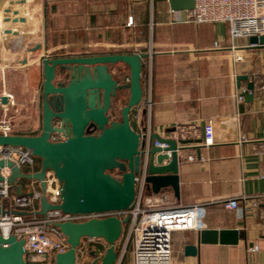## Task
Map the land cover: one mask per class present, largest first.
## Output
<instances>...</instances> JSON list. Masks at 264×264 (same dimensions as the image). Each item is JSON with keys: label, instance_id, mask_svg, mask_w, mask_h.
<instances>
[{"label": "crops", "instance_id": "0c3cea01", "mask_svg": "<svg viewBox=\"0 0 264 264\" xmlns=\"http://www.w3.org/2000/svg\"><path fill=\"white\" fill-rule=\"evenodd\" d=\"M188 11L172 10L168 0H0V95L13 100L0 116L11 117L14 133H39L44 55L148 52L141 77L147 128L175 138L177 126L200 131L213 120L215 135L212 145L193 142L182 153L180 198L165 192L152 195L154 203L202 204L204 228L245 232L237 244H200L191 256L184 248L196 243L198 230L173 231L172 264H264V155L256 148L264 140L263 83L256 81L251 99L235 100L239 74L264 73V51L251 37L231 39L225 22L189 21ZM231 46L243 56L240 62H233ZM190 154L195 159L187 160ZM229 198L237 199V209L224 206ZM253 198L258 207L248 210ZM121 245L116 243L117 252ZM253 246L258 249L249 251ZM106 247L91 243L81 263L91 264ZM118 264H133L131 244Z\"/></svg>", "mask_w": 264, "mask_h": 264}, {"label": "water", "instance_id": "95a60500", "mask_svg": "<svg viewBox=\"0 0 264 264\" xmlns=\"http://www.w3.org/2000/svg\"><path fill=\"white\" fill-rule=\"evenodd\" d=\"M168 2L172 10H190L194 6V0ZM10 20L9 16L5 18V21ZM18 20L23 21L22 18L13 19ZM250 40L264 51V35L253 36ZM148 56V52L43 56L39 133L0 134V147H23L39 160L38 170L24 172L13 161L0 159V168L10 169L8 181L17 194L23 193L21 185L16 183L21 178L38 181L42 193L38 209L32 212L13 210L14 213L43 216L50 210L91 213L129 209L136 195L135 177L144 162L148 194L172 192L176 199L180 198L182 153L193 147L191 143L200 140L161 136L147 128L143 120L147 108L142 107L141 77L142 61ZM116 63L128 68L124 85L119 86L108 71V64ZM236 80L237 86L242 80L247 81L249 92L245 99H251L256 81L264 85V73L252 77L239 74ZM117 89L125 90V104L121 108V119L110 120L108 111ZM7 105H10L8 95H0V108ZM91 126L98 132L88 133ZM54 134L61 135V139H54ZM49 171L59 187V202L55 204L46 197L45 179ZM114 171L119 175H113ZM128 220L126 215L122 219L108 216L83 222H55L69 247L56 253L50 264H74L77 248L87 237L100 239L107 245L101 255L89 252L90 256L97 255L91 264H116V243ZM240 238H245V232L238 228H203L197 231L196 243L186 245L184 253L194 256L200 244L234 245ZM24 241L13 234L6 238L0 235V264H31L24 259Z\"/></svg>", "mask_w": 264, "mask_h": 264}, {"label": "built area", "instance_id": "2783aa9c", "mask_svg": "<svg viewBox=\"0 0 264 264\" xmlns=\"http://www.w3.org/2000/svg\"><path fill=\"white\" fill-rule=\"evenodd\" d=\"M188 20L194 23L225 22L229 26L231 39L240 37H259L264 35V0H194V6L188 11ZM129 18L128 24H131ZM4 18L0 15V30L4 27ZM235 46L233 62H240L243 56L237 53ZM255 76V75H252ZM252 79V78H251ZM264 92V85H262ZM245 85H239L235 94L237 103L243 101L247 92ZM10 104L13 100L10 95ZM238 115H235V122ZM11 117L0 116V134H13ZM175 138L196 137L199 135V144L210 146L215 142L214 123L208 120L201 127L177 126ZM54 139H57L54 137ZM245 139L243 136L239 141ZM257 151L264 155V140L257 143ZM0 159L13 161L22 168L23 165L33 167L36 171L35 157L23 147H0ZM187 160L195 159V155H188ZM2 180H0V235L8 237L13 234L16 238H24V259L31 264H50L58 252H64L69 247L65 236L61 233L55 222H83L92 218H105L117 216L122 219L128 215L126 229L122 231L121 249L118 251L117 264L120 263L129 244L132 245L133 264H172L171 236L173 231L195 229L205 227L202 218L205 207L202 204L183 205L180 203L162 202L154 203L152 195L146 190V164L141 166L135 177L136 195L133 206L126 210L101 211L91 213H67L61 210H50L45 215L38 216L20 215L13 210L28 212L38 209L39 199L42 195L38 181L31 180L30 191L17 194L13 185L8 181L10 169L7 166L0 168ZM46 184L51 186L50 192L46 189L47 200L51 204L59 202V187L53 174L46 173ZM19 181L17 179L16 183ZM38 184V188L35 187ZM228 209H237L238 202L235 198H229L224 202ZM258 207V200L253 198L247 206L248 210ZM102 241L96 238H84L77 248V257L74 264H82L81 258L88 251L91 243ZM105 243V242H104ZM106 244V243H105ZM257 246L249 247V251L257 250ZM101 255V254H100Z\"/></svg>", "mask_w": 264, "mask_h": 264}, {"label": "flooded vegetation", "instance_id": "af4514ba", "mask_svg": "<svg viewBox=\"0 0 264 264\" xmlns=\"http://www.w3.org/2000/svg\"><path fill=\"white\" fill-rule=\"evenodd\" d=\"M84 55L86 54H78ZM108 71L112 73L113 78L117 81L118 85H124L127 80L128 68L124 64L116 63V64H108ZM125 90L117 89L116 95L111 98V107L108 111V116L110 120H120L121 119V108L125 104ZM113 113V114H112ZM88 133L95 134L98 132L93 126L89 127L87 130ZM57 139H61V135H53ZM117 172V171H116ZM118 173V172H117Z\"/></svg>", "mask_w": 264, "mask_h": 264}, {"label": "rangeland", "instance_id": "374dc122", "mask_svg": "<svg viewBox=\"0 0 264 264\" xmlns=\"http://www.w3.org/2000/svg\"><path fill=\"white\" fill-rule=\"evenodd\" d=\"M113 114V113H112ZM10 117V116H9ZM12 120V119H11ZM35 162H36V158H35ZM36 165V164H35ZM22 170L23 171H25V170H28V171H32L33 170V167H31L30 165H23L22 166ZM113 175H116V176H118L119 175V173H117L116 171H114L113 172ZM19 182L26 188V191H30V182H31V180H29V179H24V178H21V179H19ZM35 187L36 188H38V185L37 184H35ZM47 189H48V192H50V190H51V186L50 185H48V187H47ZM36 206H38V202H36ZM126 229V224H124V226H123V230H125ZM93 246V245H92ZM91 247V246H90ZM49 263H52V261H50Z\"/></svg>", "mask_w": 264, "mask_h": 264}, {"label": "trees", "instance_id": "16d2710c", "mask_svg": "<svg viewBox=\"0 0 264 264\" xmlns=\"http://www.w3.org/2000/svg\"><path fill=\"white\" fill-rule=\"evenodd\" d=\"M39 168V160L36 158V165H35V170H38ZM24 172H28V170H25Z\"/></svg>", "mask_w": 264, "mask_h": 264}]
</instances>
